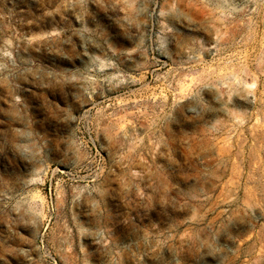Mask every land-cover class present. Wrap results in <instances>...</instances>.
I'll list each match as a JSON object with an SVG mask.
<instances>
[{
  "label": "rangeland",
  "instance_id": "374dc122",
  "mask_svg": "<svg viewBox=\"0 0 264 264\" xmlns=\"http://www.w3.org/2000/svg\"><path fill=\"white\" fill-rule=\"evenodd\" d=\"M0 264H264V0H0Z\"/></svg>",
  "mask_w": 264,
  "mask_h": 264
}]
</instances>
